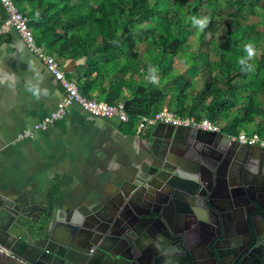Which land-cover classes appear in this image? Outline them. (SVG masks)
<instances>
[{"label":"trees","instance_id":"trees-1","mask_svg":"<svg viewBox=\"0 0 264 264\" xmlns=\"http://www.w3.org/2000/svg\"><path fill=\"white\" fill-rule=\"evenodd\" d=\"M12 2L38 46L58 61H82L66 76L82 95L124 101L128 131L137 130L138 116L167 108L229 135L252 125L264 138V0ZM197 16L209 22L190 51ZM5 17L0 2V23ZM148 129L138 133L148 137Z\"/></svg>","mask_w":264,"mask_h":264},{"label":"crops","instance_id":"crops-1","mask_svg":"<svg viewBox=\"0 0 264 264\" xmlns=\"http://www.w3.org/2000/svg\"><path fill=\"white\" fill-rule=\"evenodd\" d=\"M79 62L58 61L65 76ZM61 93L16 30L0 36V191L29 189L44 207L51 198L61 209H72L102 201L146 170L149 143L136 129L128 131L127 123L95 117L77 103L47 129L17 139L56 107Z\"/></svg>","mask_w":264,"mask_h":264},{"label":"flooded vegetation","instance_id":"flooded-vegetation-1","mask_svg":"<svg viewBox=\"0 0 264 264\" xmlns=\"http://www.w3.org/2000/svg\"><path fill=\"white\" fill-rule=\"evenodd\" d=\"M153 128L148 129L149 135ZM183 128L185 134L182 138H172L165 144L156 139L152 147L147 146L150 157L146 160V169L163 163L187 177L199 170L196 177L200 178V184L188 185L193 191L188 204L178 203L175 209L168 206L163 209L165 226L160 220L143 221L149 224L151 233L168 240L175 237L171 250L160 252L146 244L130 264H264L261 260L264 257V236L260 235L264 232V158L259 148L264 147L240 143L230 136L229 140L218 138L207 144L203 140L211 136L206 133L208 131ZM209 132L225 133L221 128ZM248 146L253 147L251 156L246 154ZM242 178L257 203L248 201L243 194ZM238 183L241 186L233 188L231 193L229 186ZM180 193L175 192V195ZM152 201L150 197L144 205L135 208V213L152 215L159 210V205ZM92 239L97 240L80 234L75 241L83 245ZM65 240L75 243L70 238ZM83 254L94 259L100 251L91 243L83 249ZM71 255L82 257L80 254ZM109 262L107 257L102 259L104 264Z\"/></svg>","mask_w":264,"mask_h":264},{"label":"water","instance_id":"water-1","mask_svg":"<svg viewBox=\"0 0 264 264\" xmlns=\"http://www.w3.org/2000/svg\"><path fill=\"white\" fill-rule=\"evenodd\" d=\"M206 133L211 135L208 140H203L207 144L218 138L230 139L223 132ZM184 134L182 126L158 123L145 139L152 147L156 139L165 144L172 138H182ZM259 148L264 158V149ZM252 149L248 146V156L252 155ZM153 153L156 155L155 151ZM197 174L183 176L177 169L163 163L153 169H139L102 201L72 209H61L51 198L49 205L44 207L29 189L0 191V264H104L102 259L105 257L110 260L109 264H130L146 244L167 252L171 250L175 237L168 240L151 233L146 221L160 220L165 226L163 209L166 206L175 209L178 203L188 204L193 193L188 185L200 184ZM236 186L241 185L229 186V191L233 193ZM175 192L181 193L175 195ZM242 192L248 201L257 203L250 196L243 178ZM150 197L155 205H159V210L152 215L136 214L135 208L144 205ZM80 234L97 240L81 245L75 241ZM260 235L264 236V232ZM65 238L75 243H68ZM91 243L96 244L100 251L94 259L83 254V249ZM71 254L83 255L76 258ZM261 260L264 261V257Z\"/></svg>","mask_w":264,"mask_h":264},{"label":"built area","instance_id":"built-area-1","mask_svg":"<svg viewBox=\"0 0 264 264\" xmlns=\"http://www.w3.org/2000/svg\"><path fill=\"white\" fill-rule=\"evenodd\" d=\"M0 2L6 13V17L0 23V36L10 29L16 30L28 49L43 62L46 69L54 76L55 80L58 81L62 90L56 107L51 112L45 114L30 128L20 131L16 136L17 139L30 137L37 130L47 129L50 124L65 117L67 108L74 103L79 104L95 117H116L122 123H128L130 121V115L125 110L123 100H118L116 103L112 104L94 97L82 95L78 90L75 80L65 76L64 71L61 69L55 57L46 53L42 47L35 43L33 32L29 27L28 16L22 13L12 0H0ZM158 123L182 127H195L205 131L220 130V126L207 118L197 119L194 116L180 117L167 108L160 109L153 115L138 116L136 128L138 132H141ZM228 136L240 143H246L247 145L257 144L264 147V138L256 132L247 133L245 131H240L237 135L228 134Z\"/></svg>","mask_w":264,"mask_h":264},{"label":"rangeland","instance_id":"rangeland-1","mask_svg":"<svg viewBox=\"0 0 264 264\" xmlns=\"http://www.w3.org/2000/svg\"><path fill=\"white\" fill-rule=\"evenodd\" d=\"M221 4L224 5L223 2H221ZM201 19H203L202 16H197V18H195L194 20H192V22H191V24H190L191 27H194L193 31L189 34V40H190V41H189V44H190V48H189V50H190V51H194V50L196 49L197 42H198V40H197V38H198V33H199L200 29H201L200 26L196 23V21L201 20ZM182 64H183V62H180V66H183ZM183 67H184V66H183ZM173 72H174V73H179V70H178V69H175ZM253 130H254V128H253L252 125H247V126L245 127V131H246L247 133H251ZM137 133H138V131H137Z\"/></svg>","mask_w":264,"mask_h":264},{"label":"clouds","instance_id":"clouds-1","mask_svg":"<svg viewBox=\"0 0 264 264\" xmlns=\"http://www.w3.org/2000/svg\"><path fill=\"white\" fill-rule=\"evenodd\" d=\"M209 21H208V18L207 17H205V18H203V19H201V20H198V21H196V23L200 26V28L202 29L204 26H206V24L208 23ZM246 51L248 52V56H247V58L246 59H252L253 58V51H252V49L250 48V47H246ZM245 62V59H241L240 61H239V63L240 64H243Z\"/></svg>","mask_w":264,"mask_h":264}]
</instances>
